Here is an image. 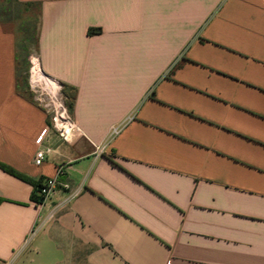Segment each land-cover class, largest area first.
Masks as SVG:
<instances>
[{
    "label": "crops",
    "instance_id": "1",
    "mask_svg": "<svg viewBox=\"0 0 264 264\" xmlns=\"http://www.w3.org/2000/svg\"><path fill=\"white\" fill-rule=\"evenodd\" d=\"M31 47L75 89L65 140L18 86ZM0 164L69 186L0 169L5 264H264V0H0Z\"/></svg>",
    "mask_w": 264,
    "mask_h": 264
},
{
    "label": "rangeland",
    "instance_id": "2",
    "mask_svg": "<svg viewBox=\"0 0 264 264\" xmlns=\"http://www.w3.org/2000/svg\"><path fill=\"white\" fill-rule=\"evenodd\" d=\"M16 11H19V7L13 8ZM3 19L5 20V24L7 28L11 31H14L18 38L19 44L21 43L24 47L28 44L33 43V37L30 30L27 31L28 20L23 16L11 15V14H3ZM31 21V20H30ZM33 22H30L32 26ZM30 26V27H31ZM30 56L31 63L29 65L26 64L27 58ZM24 66L23 68H17V77H18V86L21 91L27 95L26 97H30L31 100L38 104L41 108L47 111V115L50 119L54 110L59 108L61 104L69 114L68 111V103L69 99L65 98L61 94V86L59 92L55 95L58 87L56 83L52 80H49L45 76H43L37 66V51L36 48L31 47L29 50H26L24 53ZM23 65V64H22ZM26 67V69H24Z\"/></svg>",
    "mask_w": 264,
    "mask_h": 264
},
{
    "label": "built area",
    "instance_id": "3",
    "mask_svg": "<svg viewBox=\"0 0 264 264\" xmlns=\"http://www.w3.org/2000/svg\"><path fill=\"white\" fill-rule=\"evenodd\" d=\"M37 60H38V58H37ZM49 80H51V79H49ZM56 85H57L58 89H57L55 95L59 92V89H60V87L57 83H56ZM49 122H50V126L54 130H56V132L59 134V136L61 138H63L64 140L71 134L72 130L76 129L75 125H74V123L70 117V114L67 113L66 109L64 107H62L61 104L59 105L58 109L54 110L52 116L49 119ZM44 133H45V130L36 140V145H38L39 147L42 146ZM49 152H50L49 148L39 149L35 153V156L33 158V163L35 165H40L41 163H43ZM61 175H62V172L60 169H58L57 175L55 178H47V179H44L40 182L39 188H38V195L41 198H43V200L49 198L57 190L69 189V186L66 183L60 181ZM0 264H5V263L0 260Z\"/></svg>",
    "mask_w": 264,
    "mask_h": 264
},
{
    "label": "trees",
    "instance_id": "4",
    "mask_svg": "<svg viewBox=\"0 0 264 264\" xmlns=\"http://www.w3.org/2000/svg\"><path fill=\"white\" fill-rule=\"evenodd\" d=\"M100 30L99 29H89L88 30V34L89 35H92L94 33H99ZM31 63V59L29 58V62H28V65ZM61 86V94L69 99V103H68V111H69V114L72 113L73 111V106H74V100H75V89L72 88V87H69L65 84H60ZM0 169L3 170L4 172L22 180V181H25L27 182L28 184H30L32 187H33V190H32V193H31V199L33 201H35L36 203H42L43 202V198H41L39 195H38V188H39V183H35L33 182L32 180L28 179L27 177L19 174L18 172L12 170L11 168L7 167V166H4V165H1L0 164Z\"/></svg>",
    "mask_w": 264,
    "mask_h": 264
}]
</instances>
